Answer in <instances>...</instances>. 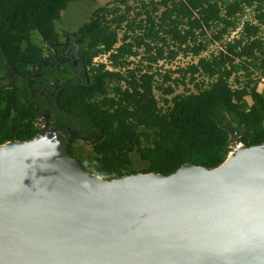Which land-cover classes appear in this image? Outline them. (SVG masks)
Returning <instances> with one entry per match:
<instances>
[{
	"label": "trees",
	"instance_id": "trees-1",
	"mask_svg": "<svg viewBox=\"0 0 264 264\" xmlns=\"http://www.w3.org/2000/svg\"><path fill=\"white\" fill-rule=\"evenodd\" d=\"M74 1L95 0H0V145L35 138L42 132L38 120L46 114L47 128L63 140L68 156L84 172L110 181L138 173L168 176L186 164L217 168L232 142L222 129L225 122L238 131V144H264V84L257 92L256 81L235 87L229 83L240 71L250 77L251 69L264 80V39L256 36L259 25L264 26V0H149L143 9L149 5L152 12L157 6L164 10L157 22L144 11L145 19L137 23L123 14L106 18L112 12L100 7L76 32L59 34L55 24L65 3ZM244 7L253 8L255 24L244 22L239 38L216 55L177 69L180 82L167 74L162 78L164 83L183 84L185 75L189 83L200 75L210 80L207 87L193 84L196 92L184 88L175 94V85L155 86L149 70L128 68L139 47L147 54L148 69L179 52L198 56L204 46L195 43L194 31L219 27L214 35L218 41L235 28L234 17ZM178 26L186 28L180 32ZM135 30L140 34L130 36ZM118 31L120 44L114 48ZM159 32L177 43L165 57L157 42L166 44V39ZM33 34L44 47L34 42ZM51 47L56 57L48 58L44 52ZM103 55L116 71L92 62ZM153 89L160 92L163 108ZM67 130L75 137L69 138ZM76 139L91 147L85 162L72 149ZM132 153L145 163L143 172L133 170Z\"/></svg>",
	"mask_w": 264,
	"mask_h": 264
},
{
	"label": "water",
	"instance_id": "water-1",
	"mask_svg": "<svg viewBox=\"0 0 264 264\" xmlns=\"http://www.w3.org/2000/svg\"><path fill=\"white\" fill-rule=\"evenodd\" d=\"M42 118L32 140L0 145V264H264V144L100 184Z\"/></svg>",
	"mask_w": 264,
	"mask_h": 264
},
{
	"label": "rangeland",
	"instance_id": "rangeland-1",
	"mask_svg": "<svg viewBox=\"0 0 264 264\" xmlns=\"http://www.w3.org/2000/svg\"><path fill=\"white\" fill-rule=\"evenodd\" d=\"M154 2H159L160 0H153ZM149 0H95V1H74V2H68L65 3V7L63 9V12L60 16L59 22L55 24L56 31L61 34L62 32H69L73 33L76 32L82 25L86 24L91 14L94 10L100 7H105L107 10H110L112 12L110 15L107 14L106 18H110V16L114 15H121L123 14L128 21L133 20L135 23L138 21H143L145 19L146 14L144 11H148V13L151 15L153 20L155 22L158 21V16L161 14V12L164 10V7L157 6V10L155 12H152L151 6L147 5L145 9L142 8V4H147ZM169 4V2H167ZM223 12V11H222ZM235 21V28L233 29H227L226 33L222 35L220 40L216 41L214 39V35L216 34V30L219 27H210L209 29H203L202 33L198 30L194 31V35L196 37L195 43H200L204 46V50L199 53L198 56L192 55L190 52L182 53L179 52L178 55L172 59V60H159L155 64H150L149 69L147 68V54L144 53L143 47H139L134 49L136 51V56L130 57L128 60L130 64L128 65L129 69H136L139 68L143 71L149 70L151 73L154 74V85L161 84L163 87L166 85L174 86V93L179 94L182 93L184 88H187L190 92H196L195 87L193 84H196L200 88L207 87L210 80L200 76L196 75L194 76L193 83H189V75H185L183 79L181 80L183 84L177 83L174 84L172 81L162 82V78L164 74L170 75V80L176 79L177 82H180V74L174 73L177 69L185 68L186 66L190 64H195L198 60V58H208L211 55H216L219 51L223 50L224 45L228 42H232V40L239 38L240 32L242 30V26L244 22H249L250 24H255L254 20V12L253 8L244 7L242 12L237 14L234 17ZM124 24H122L123 26ZM186 27L185 26H178V30L182 32ZM122 31L117 32V38L118 42L114 45V48H116L120 44V37H121ZM140 34L139 31L135 30L134 33L129 32L130 36ZM160 36H163L166 41V44H163L161 41L157 42L158 46H161L163 50V56H167V53L169 50H176L177 43L171 42L168 38V36L162 35L159 32ZM257 37L264 39V26L259 25V30L256 35ZM33 40L34 42L39 45L43 46L40 38L33 34ZM129 39L128 41H130ZM63 42V39H62ZM187 45L189 47L193 46V43L191 41L187 42ZM184 46V45H183ZM182 46V48H183ZM44 47V46H43ZM45 51L44 55L49 56L50 52ZM154 51L152 50V53ZM93 63H102L105 66L106 70L109 71H116L113 70L109 62L107 60V55L98 56L96 58L92 59ZM123 72V69L120 70ZM249 80H252L251 82H255V88L257 92H260L262 90L264 80L259 78L257 72L255 70L251 69V75L250 77H245L244 73L242 71L236 73L235 75H232L229 79V83L232 87L235 86H241L244 85L245 82H249L250 85L252 84ZM239 83V84H238ZM153 95L155 99L158 102V106L163 108L162 105V97L160 95V92L156 89H153ZM170 98V96L166 97ZM246 102L250 104V99L245 98ZM38 124L42 128V130L46 129V126L44 124V119H39ZM241 147V144H238L235 141V138H232V142L227 148V155L226 158L231 156L236 152V150ZM72 149L74 150V153L81 159V161L85 162L86 159L91 154V147L88 144V142L83 141L81 139H76L72 144ZM129 158L132 161V168L135 171L143 172L145 169V163L140 161L136 154L132 153L129 155Z\"/></svg>",
	"mask_w": 264,
	"mask_h": 264
},
{
	"label": "flooded vegetation",
	"instance_id": "flooded-vegetation-1",
	"mask_svg": "<svg viewBox=\"0 0 264 264\" xmlns=\"http://www.w3.org/2000/svg\"><path fill=\"white\" fill-rule=\"evenodd\" d=\"M62 43H64V42H61V44H62ZM50 49H52V51L50 52V54H51L53 57H56V50L54 49V47H51ZM48 58H49V56H48ZM65 61H66V59H65L64 57H62V58H61V64H63ZM71 66H72V67H76V66H77V65H76V61H75L74 59H72V61H71ZM41 131H43L42 128H41Z\"/></svg>",
	"mask_w": 264,
	"mask_h": 264
},
{
	"label": "bare ground",
	"instance_id": "bare-ground-1",
	"mask_svg": "<svg viewBox=\"0 0 264 264\" xmlns=\"http://www.w3.org/2000/svg\"><path fill=\"white\" fill-rule=\"evenodd\" d=\"M11 145H14V144H13V143H8L6 146H11ZM6 146H5V147H6ZM5 147H4V148H5ZM239 148H240V147H239ZM239 148H238V149H239ZM227 162H229V159H228V160H225L224 163H223L222 165L226 164ZM148 176H149V175H144V176H141V177H144V178H145V177H148ZM91 179L94 180V181L97 182V183L103 184V183H101V182L99 181V179H98L97 177H93V176H92Z\"/></svg>",
	"mask_w": 264,
	"mask_h": 264
}]
</instances>
